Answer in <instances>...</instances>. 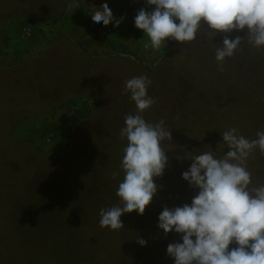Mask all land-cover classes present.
Returning a JSON list of instances; mask_svg holds the SVG:
<instances>
[{"label":"rangeland","instance_id":"rangeland-1","mask_svg":"<svg viewBox=\"0 0 264 264\" xmlns=\"http://www.w3.org/2000/svg\"><path fill=\"white\" fill-rule=\"evenodd\" d=\"M25 1L0 0V264H174L166 248L180 235H165L158 216L164 207L191 203L198 189L182 172L202 152L222 158L221 133L236 128L252 140L264 131V77L252 75L247 60L260 56L254 61L262 63L264 46L250 44L243 31L229 33L242 36L239 46L251 57L241 60L238 47L221 70L215 51L224 34L212 39L202 28L192 42L175 41L168 54L166 45L145 49L142 39L126 59L85 51L112 56L94 65L76 49H49L67 26L55 20L62 17H40L36 1ZM24 21L33 36L16 44L32 42L9 46ZM141 75L150 79L154 100L144 119L163 120L171 131L161 142L168 163L144 214H122L123 228L112 231L99 226V212L119 202L127 144L120 130L136 114L124 83ZM246 167L249 188L264 184L255 172L264 169V153L253 150Z\"/></svg>","mask_w":264,"mask_h":264},{"label":"clouds","instance_id":"clouds-1","mask_svg":"<svg viewBox=\"0 0 264 264\" xmlns=\"http://www.w3.org/2000/svg\"><path fill=\"white\" fill-rule=\"evenodd\" d=\"M67 3L79 6L74 0ZM146 4L155 7L151 11L141 8L134 17V26L148 37L145 49L157 51L169 39L180 44L192 42L206 28V35L212 39L224 34L222 46L215 51V60L223 70V62L235 54L242 39L239 35L230 38L229 33L243 31L250 44L264 46V0H146ZM114 19L107 5L91 15L97 28ZM122 19L115 20L113 26L119 27ZM150 85L144 75L124 83L136 114L127 115L120 130L127 144L120 164L123 179L116 191L119 202L100 209L101 228L120 230L122 214L136 211L143 215L159 187L155 178L167 167L168 157L161 142L172 138L171 131L165 129L163 120L153 124L143 117L154 103L148 95ZM221 136L220 144L227 148L222 158L202 152L194 155L182 172L188 185L198 189L191 203L164 207L158 216L157 226L165 235H180L179 241L166 248L174 264H264V184L249 188L251 173L246 167L253 150L264 153V131H257L252 140L239 135L236 128ZM138 243L144 246L147 241L139 239Z\"/></svg>","mask_w":264,"mask_h":264},{"label":"crops","instance_id":"crops-1","mask_svg":"<svg viewBox=\"0 0 264 264\" xmlns=\"http://www.w3.org/2000/svg\"><path fill=\"white\" fill-rule=\"evenodd\" d=\"M136 1L137 0H122L119 4H117L112 8L113 16L115 19L113 20L112 23H110L107 26L112 27L115 24V20L123 18L119 27L113 26L115 28V38L112 41H105L103 38L97 37V35H95L94 32L95 26L91 21V15L95 11L93 9H86L79 6L72 7V9L69 11L66 17L58 18L55 20H63L67 26L66 29L63 28V31L69 34V36L73 38V40L77 41L81 46V48L84 49V51L88 52L89 54H93L94 52L97 51L100 52L102 50L105 51L102 53L109 52L110 54V53H121L124 51L125 53L130 54L136 52L135 50L132 49L133 48L132 46L133 45L136 46V50H137L139 49L138 45L136 44L134 38H128L126 35H123L122 32H125L131 14H133L135 8H137L135 7V4L137 3ZM23 23L20 34L14 35L11 41L9 39L6 41V43H8L9 46L12 47L15 46L16 48H19L21 46V45L18 46L16 43L20 44L22 41L21 39L26 37L23 35V27L27 23L25 22ZM144 38L148 39L146 34L142 39V43L139 44L140 46L144 45ZM38 40L39 39H37V41ZM28 42L23 46L27 47ZM31 42L32 40L30 41V43ZM23 46H21L22 49ZM15 51L16 50H14V53ZM3 54L5 53H2V55Z\"/></svg>","mask_w":264,"mask_h":264},{"label":"trees","instance_id":"trees-1","mask_svg":"<svg viewBox=\"0 0 264 264\" xmlns=\"http://www.w3.org/2000/svg\"><path fill=\"white\" fill-rule=\"evenodd\" d=\"M23 3H26L25 0H20ZM25 1V2H24ZM36 1L35 5L38 12H41L39 14L40 17H66L67 14L69 13V11L72 9V6L69 5L67 3V0H33ZM122 0H74V3H78L79 7H83L86 9H93V10H98V9H102V7L104 5H107L108 7H110L111 9L116 6L117 4H119ZM12 19H14L15 17H11ZM16 20V19H15ZM175 43V41L169 39L166 42V53L169 52L173 46V44ZM53 47H57L56 50L60 53V51L62 52V54H64V52L69 51V49H76L75 53L78 55V52H81L82 54H84V60L88 61V62H92L94 63V65L96 63H99V61L101 60H106L108 57H112V56H105V57H96V56H91L88 55V53H86L75 41L72 40V38L69 36V34H67L66 32H62L59 33L50 43L49 45V49L53 48ZM47 48V49H48ZM240 49H242L243 51H240ZM168 54V53H167ZM116 55H120L122 57L129 58L128 56H125L126 53L123 51L119 54ZM238 57H240L241 60H245L247 57H251V55L249 56L247 54V51L244 50V48L241 46H239V50L237 52ZM233 58V57H231ZM252 59H247L251 65L250 68V72L252 73V75L254 74L255 76H260V77H264V61L262 63H258L256 61H254L255 58H261L260 56H255V57H251ZM237 60V59H236ZM240 60V61H241ZM238 61V60H237ZM240 61H238V64H245V63H241ZM256 65L259 68H256ZM90 91V90H88ZM84 93V92H82ZM258 162H262V160H258ZM258 162H256L258 164ZM257 172L256 175H263L264 176V169H262V172L259 171H255ZM261 174V175H260Z\"/></svg>","mask_w":264,"mask_h":264},{"label":"built area","instance_id":"built-area-1","mask_svg":"<svg viewBox=\"0 0 264 264\" xmlns=\"http://www.w3.org/2000/svg\"><path fill=\"white\" fill-rule=\"evenodd\" d=\"M136 2L137 3L135 4V7H137V8H135L133 14H131V16H130V20H129V23L127 24V26H126L125 32H122V34L126 35L128 38H134L135 41H137L138 39L139 40L143 39V37L145 36L144 33H143V30L137 29L134 26V17L136 16L138 10L141 9V8H144V9H146L148 11H151L155 7V6L147 5L146 4V0H137ZM29 21H24L25 23H27L23 27V35L26 36V37H29V36H31L33 34V29L30 26V22ZM94 32H95V35H97V37L103 38L105 41H112L115 38V28L113 26L112 27L101 26L99 28L95 27ZM51 131L52 132H51L50 136L52 137L54 135V133L56 132V129H55V131L54 130H51ZM49 140H50V138H49Z\"/></svg>","mask_w":264,"mask_h":264}]
</instances>
